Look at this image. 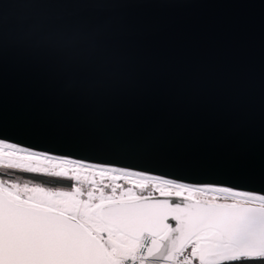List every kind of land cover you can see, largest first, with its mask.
<instances>
[{"label": "water", "instance_id": "1", "mask_svg": "<svg viewBox=\"0 0 264 264\" xmlns=\"http://www.w3.org/2000/svg\"><path fill=\"white\" fill-rule=\"evenodd\" d=\"M0 136L264 197V0H0ZM98 216L131 239L157 237L138 264H169L205 230L226 245L217 261L264 256L261 206L155 196L104 204ZM0 264L110 263L76 220L0 192Z\"/></svg>", "mask_w": 264, "mask_h": 264}, {"label": "rangeland", "instance_id": "2", "mask_svg": "<svg viewBox=\"0 0 264 264\" xmlns=\"http://www.w3.org/2000/svg\"><path fill=\"white\" fill-rule=\"evenodd\" d=\"M17 169L70 179V189H54L0 176V192L13 202L54 211L79 222L90 234L107 236L111 257L130 255L137 240L103 223L98 211L110 202L131 201L146 197H179L213 204L256 205L264 207V197L229 192L206 187H191L139 175L113 167L101 168L64 159L54 158L12 147L0 142V171ZM234 198L235 200H225ZM211 230H205L183 247V251L202 262L216 261L210 257L225 246L207 239ZM211 259V260H210Z\"/></svg>", "mask_w": 264, "mask_h": 264}, {"label": "trees", "instance_id": "3", "mask_svg": "<svg viewBox=\"0 0 264 264\" xmlns=\"http://www.w3.org/2000/svg\"><path fill=\"white\" fill-rule=\"evenodd\" d=\"M0 176L16 178L20 181H25L54 189H70L73 185V182L70 179L50 176L32 171L17 170V169H8V170L3 169V171H0ZM225 200H235V199L227 198ZM193 260L198 264H264V256L238 257V258L226 259L223 261L216 260L205 263L200 261L198 258H195Z\"/></svg>", "mask_w": 264, "mask_h": 264}, {"label": "built area", "instance_id": "4", "mask_svg": "<svg viewBox=\"0 0 264 264\" xmlns=\"http://www.w3.org/2000/svg\"><path fill=\"white\" fill-rule=\"evenodd\" d=\"M153 238H157V237L148 234L142 235L140 238L137 239L136 247L134 248L133 252L130 255L116 259L111 257V253H110L111 246L108 242L107 236L103 234L102 236L98 237V240L101 242L110 264H138L144 258ZM169 264H198V263H196L183 250H180L173 254Z\"/></svg>", "mask_w": 264, "mask_h": 264}, {"label": "snow or ice", "instance_id": "5", "mask_svg": "<svg viewBox=\"0 0 264 264\" xmlns=\"http://www.w3.org/2000/svg\"><path fill=\"white\" fill-rule=\"evenodd\" d=\"M0 139L6 140L7 138L0 136ZM6 245L10 257L13 259V261H15L19 257L22 251V247L19 236L14 227L9 228L6 238Z\"/></svg>", "mask_w": 264, "mask_h": 264}, {"label": "bare ground", "instance_id": "6", "mask_svg": "<svg viewBox=\"0 0 264 264\" xmlns=\"http://www.w3.org/2000/svg\"><path fill=\"white\" fill-rule=\"evenodd\" d=\"M204 187L213 188V189H221V190H224V191L234 192L233 190H230V189H227V188H223V187H218V186L207 185V186H204ZM237 193H239V192H237Z\"/></svg>", "mask_w": 264, "mask_h": 264}, {"label": "flooded vegetation", "instance_id": "7", "mask_svg": "<svg viewBox=\"0 0 264 264\" xmlns=\"http://www.w3.org/2000/svg\"><path fill=\"white\" fill-rule=\"evenodd\" d=\"M224 246H226V245H224ZM224 248H226V247H224ZM224 248H223V249H224ZM221 250H222V249H221ZM214 253H215V252H214ZM212 254H213V253H212ZM212 254H211V256H210V257H212V258H213ZM210 260H211V259H210Z\"/></svg>", "mask_w": 264, "mask_h": 264}]
</instances>
